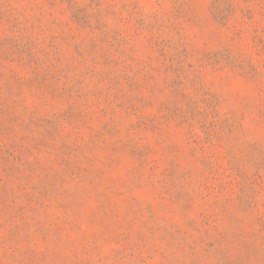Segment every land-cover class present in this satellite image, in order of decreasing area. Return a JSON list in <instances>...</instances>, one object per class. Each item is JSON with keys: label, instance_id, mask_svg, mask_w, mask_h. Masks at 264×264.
Returning a JSON list of instances; mask_svg holds the SVG:
<instances>
[{"label": "rangeland", "instance_id": "1", "mask_svg": "<svg viewBox=\"0 0 264 264\" xmlns=\"http://www.w3.org/2000/svg\"><path fill=\"white\" fill-rule=\"evenodd\" d=\"M0 264H264V0H0Z\"/></svg>", "mask_w": 264, "mask_h": 264}]
</instances>
